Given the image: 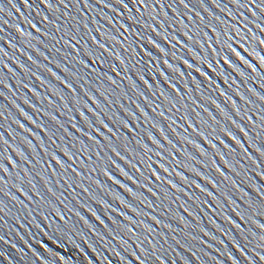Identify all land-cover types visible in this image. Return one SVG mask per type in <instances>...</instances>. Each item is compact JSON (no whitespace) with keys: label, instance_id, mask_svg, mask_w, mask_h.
<instances>
[{"label":"water","instance_id":"1","mask_svg":"<svg viewBox=\"0 0 264 264\" xmlns=\"http://www.w3.org/2000/svg\"><path fill=\"white\" fill-rule=\"evenodd\" d=\"M108 2L113 5L112 8L99 4L97 0H90L91 7H86L83 0L79 3L65 0V4L51 0V8L42 0H29L30 6H25L23 0H0L3 4V11H0V28L3 29L0 31V37H3L0 39V48L3 49L0 51V61L3 62L0 63V81H3L0 83V93H3L0 95V112L4 113L0 117V134L3 135V141H7L6 144L0 141V150L6 149L0 162L8 168L7 173L0 171L5 181L0 183V189H3L0 191V264H139L136 256L145 264H161V261L163 264H264L260 258L264 256V241L260 240L264 229L258 226L264 224V209L259 207V197L255 191V188L264 187V176L259 174L264 172V156L255 147L264 146V129L260 127L264 101L259 99V96H264V67L258 57L251 54L255 51L259 56H264V46L251 39L253 33L264 38V32L255 26L256 23L264 26V13L255 9L258 16L254 17L247 7H239L232 0H217L219 7L213 0H205L203 7L199 0H187L188 8L177 0L173 5L176 9L174 12L168 7L170 0H164L163 8L157 5L153 13L157 20L163 21L161 28L151 16L141 17L132 0H126L131 12L116 4L115 0ZM115 9L123 15H119ZM228 12H232L235 19ZM241 12L247 19L239 15ZM196 13L204 18L203 23ZM129 15L136 16L138 21L146 20L154 24L156 31L145 29L142 24L133 25L127 19ZM44 16L54 21L59 29L45 22ZM189 16L192 20H189ZM108 17L112 18L111 23ZM214 17L237 23L241 27L247 24L244 31L249 42L242 43H245L248 51L239 48L235 41L232 43L252 67L215 43V34L206 27L207 23H212L221 31V40L226 37L223 36L224 26ZM181 20L183 25H187L183 31L195 34L192 41L184 37L182 25L178 22ZM3 21H7V24ZM27 21L34 23L36 28ZM121 22L135 27L145 38L151 36L165 49V53H160L146 39L139 40L134 34L124 32V28L120 27ZM16 25L23 29V34L16 31ZM204 31L212 37L213 47L221 55L211 54L207 42L203 40ZM44 32L48 35H44ZM120 32L129 36L139 56L133 55L127 42L121 46L108 39V36H119ZM72 35H75V40H71ZM164 36L168 39H164ZM173 36L183 43L173 39ZM92 37L112 50L101 57L105 60L103 65L93 63L86 55V49L94 55H100L103 51L93 43ZM65 40H71L75 48L66 45ZM196 40H201L204 47L201 48ZM140 44L152 52L154 59L151 63L141 51ZM183 44H187L203 60L212 62L215 71L198 61ZM225 52L235 67L223 62L221 56ZM116 56L124 58L126 71ZM179 57L208 72L215 83L209 86V81L184 65ZM81 59L86 60L92 68H99L101 72L111 75L116 84L109 82L106 76L91 73L90 69L79 63ZM165 59L172 68L163 63ZM111 65L116 66V72L110 71ZM253 67L256 71H253ZM176 68L184 73L183 77L175 71ZM48 69L71 83L76 92L72 93ZM140 75L151 88L144 84ZM170 83L176 85L180 95L173 91ZM221 90L231 100L221 95ZM161 92L175 101V107L160 95ZM61 95L65 97L64 100L60 99ZM92 96H95L99 105ZM144 96L148 98L147 101ZM232 101L240 109L239 114L233 109ZM65 104L67 107H64ZM200 104L204 107H199ZM21 109L36 123L33 124L22 115ZM161 111L163 117L158 114ZM80 112H84L88 123L94 127H100L99 120L107 123L112 133L102 127L101 131L110 139L105 141L93 127H89ZM46 113L55 116L56 120ZM185 113L193 127H189L183 118ZM210 117H215V120ZM248 117H251L252 122ZM173 120L175 123H172ZM231 120L244 127L248 136L241 133ZM121 121L127 122L133 131L125 128ZM73 123L76 128L72 127ZM45 128L49 131L46 132ZM194 128L204 131L209 138L218 133L225 144L236 148V152L230 153L215 139L213 143L217 147L213 149ZM221 128L232 131L248 149V154H244L234 141L220 132ZM160 129H163L164 135L175 148L164 140ZM149 134L159 140L164 149L154 144ZM89 136H96L99 143L89 139ZM188 141L200 144L207 154L202 155ZM109 144L116 147L126 159L116 156L108 147ZM144 144L152 151L142 148ZM82 146L84 152L80 151ZM65 148L74 154L76 160L69 161L61 151ZM157 152L161 155L157 156ZM218 152L233 166L231 169L223 163ZM50 153L59 156L66 166L71 164L76 172L62 170ZM158 162L165 164L169 171L165 173ZM213 162L230 179L224 180L212 167ZM148 164L164 179L156 180ZM93 168L96 171H92ZM105 168L115 180L120 181L119 184L104 175ZM25 169L28 170L27 174ZM121 169L128 175L125 176ZM191 169L215 180L219 190ZM76 173L81 175L77 176ZM177 173L186 177L187 181ZM145 177L148 179L145 180ZM167 180H172L177 188H172L166 183ZM232 180L248 195L244 196L234 187ZM192 181L212 191L219 203L197 189ZM144 184L148 187H143ZM123 185L131 188L136 195L133 196ZM17 186L24 188L31 200ZM153 192L157 195H153ZM225 192L235 204L225 199ZM249 200L257 201L255 213L248 207ZM126 204L132 205L137 211L133 212ZM237 212L245 216L244 221L240 220ZM126 216H132L137 221L131 227L139 239L127 232L129 224ZM151 216H156L160 223L152 220ZM226 216H230L240 227H235L225 219ZM141 221L149 225L152 231L144 228Z\"/></svg>","mask_w":264,"mask_h":264},{"label":"snow or ice","instance_id":"2","mask_svg":"<svg viewBox=\"0 0 264 264\" xmlns=\"http://www.w3.org/2000/svg\"><path fill=\"white\" fill-rule=\"evenodd\" d=\"M42 2L46 5L49 6V8L52 7V4H51V0H42ZM60 4H65V0H59ZM76 3H79L80 0H75ZM84 4L86 7H91L92 5L90 4V0H83ZM97 2L101 5H104L105 7H108V8H112L113 5L111 3L108 2V0H97ZM204 2L205 0H199V3L201 4V7L204 6ZM232 2L236 5H238L239 7H247L249 9V11L252 12V15L254 17L258 16V13L255 11V9H259V12L260 13H264V0H245V2L242 3V0H232ZM23 3L25 4V6H30L29 5V0H23ZM115 3L122 6L126 11L128 12H131L132 9L129 8V5L128 3L126 2V0H115ZM132 3L133 5L136 7V11L137 13L143 17L145 15H148V16H151V18L153 20H157L156 18V15H154L153 13L155 12V8L157 5H159L161 8H163V4H164V0H132ZM177 3V0H170V3L168 4V7L172 8V10L175 12L176 9L173 7V5H175ZM213 3H217V0H213ZM179 4L180 5H183L185 8H188L189 7V4L187 2V0H179ZM13 7H15V4H13ZM217 7H219V4L217 3ZM143 8L144 11L141 12L140 9ZM119 15H123V13H119V10L118 9H115ZM0 11H3V4L0 3ZM192 11H195L194 9H192ZM165 19H167V14L164 13L163 14ZM210 15H212L210 13ZM228 15L229 16H232L234 19L235 17L233 16V13L232 12H228ZM239 15L241 17H244V14L241 12L239 13ZM196 16L199 17V19L201 20V22L203 23L204 22V18L203 17H200L199 13H196ZM189 20H192V17L189 16L188 17ZM127 19L129 21L132 22L133 25H136V24H142V27L145 28V29H151L153 32L156 31V26L154 24H150L148 23V21L144 20V21H138L136 19V16L134 15H129L127 17ZM244 19H247V17H244ZM43 20L47 23H50V24H53L54 27H57V29H59V26L58 25H55V22L54 21H49L48 17L47 16H44L43 17ZM108 20L109 22L111 23L112 22V18L111 17H108ZM214 20L218 21L221 25H223V36L226 37V39L224 40H221V31L213 26L212 23H207L206 24V27L209 28L214 34H215V43L217 45H221L223 48H226L227 50H229L232 55L239 61H242L243 63L245 64H249L250 67H252V65L250 64V62L245 58L244 55L241 54V51H239L237 49V47H234L233 46V41H235V43L237 45H239V48L241 49H244L245 51H248V48L245 47V43H242V41L244 42H249V37L245 34V31L244 29H247V24H243V26H239V24L237 23H232L230 21H226V20H221L220 17H214ZM29 24H31V26L33 28H36V25L34 23H32L31 21H27ZM181 25H182V31H183V28H187V25H183V21H178ZM255 23V21H253ZM4 24H7V21H3ZM157 23L160 25L161 28H163V21H159L157 20ZM258 29H260L261 32H264V26H262L261 24L259 23H256L255 25ZM85 27H87V25H85ZM120 27L121 28H124V32H128L130 34H134L139 40H145L147 41L148 44L152 45L154 48H156L160 53H165V49L164 48H161L159 44L156 43L155 40H153L151 38V36H147L146 38L144 36H141L140 32H138L136 30L135 27H129L125 24H123L122 22L120 23ZM197 28H199V25H197ZM3 29L0 28V31H2ZM16 31L17 32H20L21 34H23V29L20 28L19 25H16ZM37 31H40V29H37ZM117 31H119V29H117ZM248 31L250 32L251 30L248 29ZM124 32H120L119 33V36H115V35H112V36H108V39L111 40V41H114L116 45H123L124 42H127L128 43V49H130L133 53L134 56H139L140 54L138 52L135 51V48L132 47V42L131 40L129 39V36L125 35ZM232 33H234L235 35H232ZM44 35H48L47 32H44ZM104 35L107 36V33H105ZM183 35L184 37H186L189 41H192L194 39V35H190L189 34V31H183ZM121 37H123V39H121ZM239 38V39H236V38ZM0 39H3V37H0ZM76 37L75 35H72L71 37V40H75ZM164 39H168L167 36H164ZM173 39H177V37L173 36ZM252 40H255L258 42L259 45L261 46H264V38L260 37V36H257L256 34H252V37H251ZM71 40H65L64 43L66 45H69L73 48H75V45H73L71 43ZM203 40L207 42V45H208V49H210L211 51V54L213 56H219L221 55V53L217 50V48L213 47V40H212V37H210L208 35V32L204 31L203 32ZM92 41L94 44H96L98 46V48L102 49L103 51L100 53V55H94L93 52L89 51V50H85L86 52V55L92 59V62L93 63H96L98 65H103L105 64V60L102 59L101 57L104 55V53H111V49L108 48L105 44H102L100 43L99 41H97L95 39V37H92ZM179 43H183L182 41H179ZM197 44L200 45L201 48L204 47V43L201 41V40H196L195 41ZM141 51L144 53V55L146 54V56L149 58V63H151V61L154 59V57L152 56V52L148 51L147 48L144 47L143 44H140L139 45ZM183 47L186 48L189 52H192L193 56L198 60V61H201L202 63L206 64L208 69H211L212 71H215V69H213V65H212V62L208 61V60H203L192 48H190L187 44H183ZM127 50V49H126ZM0 51H3L2 48H0ZM251 54H255L257 57H258V60L260 61V64L262 67H264V56H259L258 53H256L255 51H253ZM29 59H31V57H29ZM116 59L119 60L120 62V65H122L124 68H125V71L127 70V65H126V62L124 60V58L122 56H116ZM179 59H181L183 61V64L186 65L188 68L190 69H194L197 73H200V75H202L204 77L205 80L209 81L210 84L209 86H211V84L215 83V81L212 80V77L209 76L208 72L206 71H203L200 67H196L194 64L190 63L188 60L184 59L183 57H179ZM221 59L223 60V62L227 65H229L230 67H235V65L232 63V60L229 58L227 52H225L222 56H221ZM0 63H3L2 61H0ZM79 63L86 69H90L91 73H97L99 75H102V76H106V79L111 82L112 84H116V81L113 79V77L111 75H108L107 73L105 72H101L99 68H92L91 65L86 61V60H79ZM163 63L165 65H167L169 68H172V65H170L168 63V60L165 59L163 61ZM217 64L220 63L219 60L216 61ZM137 64H139V61H137ZM5 67H7V65H5ZM21 67H24L23 65H21ZM116 66L115 65H111L110 66V71L112 72H116ZM49 73L54 76L57 80H61V83L64 84L72 93H75L76 92V89L73 87V85L71 83H68L67 80H63L61 77L57 76L55 72H52L51 69H48ZM65 71H67V69H65ZM175 71L181 76L183 77L184 76V73L180 71L179 68H176ZM253 71H256V69L253 67ZM160 75H164L163 72L160 73ZM222 75V74H221ZM166 80L168 79L166 76L164 77ZM140 79L144 82V84L151 88V85L148 83V81L146 79H144L143 75H140ZM226 84H227V79H225L224 81ZM0 83H3V81H0ZM173 91H175L177 93V95H180V90L178 88H176V85L175 84H171L169 85ZM185 88H188V85H185ZM34 91V90H33ZM188 91H191L190 88H188ZM0 95H3V93H0ZM38 95V94H37ZM141 96H143V93H140ZM160 95L162 97H164L165 100H167L171 105L172 107H175V101L165 95L164 92H161ZM221 95H224L226 96L229 100H231V97H228L227 96V93L223 92L221 90ZM259 95V94H257ZM93 99L94 102L97 103V105H99V102L96 101V98L95 96H92L91 97ZM60 99L61 100H64L65 97L64 96H60ZM144 99L147 101V97L144 96ZM259 99L264 101V96H259ZM27 103V101H25ZM213 104H216V101L215 100H212L211 101ZM85 107H87V105L85 104L84 105ZM64 107H67V104L64 105ZM137 107H139V105H137ZM158 107V106H157ZM185 107H187L185 105ZM199 107L203 108L204 106L202 104L199 105ZM216 107L217 108H220V105L216 104ZM232 107L233 109L237 112V114H239L240 112V109L237 107L236 105V102L235 101H232ZM90 111H94L92 109H89ZM140 111L145 115V117H148V114L146 112H144L143 109H140ZM153 111H156L155 108H153ZM169 111H171V108H169ZM205 112H207V109H204ZM223 109L221 108V112L223 113ZM21 113L22 115H24L28 120H30L33 124L36 123L35 120L32 119L31 116H29L27 113L23 112V110L21 109ZM160 116H164V113L163 111L159 112L158 113ZM46 115H50V113H46ZM197 117L199 118V113L196 114ZM210 115V114H209ZM4 116V113L3 112H0V117H3ZM80 116L83 117L85 119V122L88 124L89 127H93V130L100 136L104 137V140L105 141H108L110 139V137L108 136H105L104 132L101 131V127L103 129H106L108 132L112 133V128L109 127V125L107 123H105L103 120H99V125L100 127H94L93 125H91L90 123H88V120H87V117H85L84 115V112H80ZM186 122L189 123V127H193V125L191 124V121H190V118L189 116L187 115V113H185L184 117ZM211 119L215 120V117H210ZM51 119L52 120H56V117L55 116H51ZM74 119V118H73ZM150 119V118H149ZM229 119H231L229 117ZM248 120L250 122L251 121V117H248ZM260 120H261V124H260V127L262 129H264V116H260ZM17 123H19L17 121ZM121 123L123 124V126L125 128H128L130 131H133V129L131 128V126L125 122V121H121ZM172 123H175V121L173 120ZM231 123L241 132L243 133L246 137L248 136V133L245 131L244 127H242L241 125L237 124L235 120H231ZM254 123V122H253ZM21 128H23V124L20 125ZM43 127V126H41ZM61 127H63L61 125ZM72 127L73 128H76V124L73 123L72 124ZM158 127V126H157ZM195 131H197V134L203 138L209 145H211V147L213 149H216L217 145L215 143H213V139H215L216 141L219 142V144L223 145L224 148L228 149L230 153H235L236 152V148H233L231 145L229 144H225L224 140L221 138V136L217 133L214 135L213 138H209L208 135H205V132L204 131H199L197 129L194 128ZM27 131L31 132V129H28ZM45 131H49L48 129L45 128ZM65 131H67V129H65ZM77 131H80L79 128H77ZM213 133H215V129L212 130ZM220 132H222L225 136L229 137L232 141L235 142V144L243 151L244 154H248V149L244 147V144L241 142L240 139H238V137L236 135H233L232 131L228 130L227 128H221L220 129ZM160 133L161 135L163 136L164 140H166L169 144H172V141L169 140V138L164 135L163 133V129H160ZM69 135H71V133H68ZM32 135H35V133H32ZM51 135H54V133H52ZM87 135V134H86ZM113 135H116L115 133H113ZM259 135V133L257 134ZM37 139L39 140L40 137H37ZM89 139H91L92 141L96 142V143H99L98 141H96V136H89ZM149 139H151L153 141L154 144H156L159 148L161 149H164V145L160 143L159 140H156L151 134H149ZM0 141H2L4 144L7 143V141H3V135L0 134ZM189 143H192L194 144V146L200 151V153L202 155H206L207 153L205 152V150L201 147L200 144H197L195 141H188ZM249 142L251 143V140H249ZM136 143H140V141H136ZM173 148H175V145L172 144ZM255 146V145H254ZM41 147H43V145H41ZM108 147L111 149V151L118 157H120L121 159H126L125 157L121 156L120 152L117 150L116 147H113L111 144L108 145ZM142 148H144L146 151L148 152H151L152 149L149 148L146 144L144 145H141ZM256 147V151L259 152L262 156H264V146H255ZM4 151H6V149H3V150H0V158H3L4 157ZM61 151L64 152V154L68 157L69 161H74L76 160V157L74 156V154L69 151L68 149H61ZM81 152H84L85 149L84 147L82 146L81 149H80ZM50 155L52 156V159L56 161V163L60 166V168L62 170H64L65 172H67L69 169H71L72 172H76V169L75 168H72L71 164H68L67 166L65 165V162L63 160L60 159L59 156H57L55 153H50ZM97 155L99 156V153H97ZM157 156H160L161 153L160 152H157L156 153ZM217 155L220 156V159L223 161V163L228 167V168H232L233 166L229 163V161L227 159H225L223 157V155H221L219 152L217 153ZM9 160L11 159L10 157L8 158ZM90 159V157H89ZM149 160L151 159V157L148 158ZM145 162V161H142V163ZM113 164H115V161H112ZM130 163V162H129ZM159 163V162H158ZM177 163H179V161H177ZM253 163H256V161H253ZM81 165L83 166L82 162H81ZM135 167V165H133ZM118 167V166H117ZM149 171L151 172V175L153 177H155L156 180H162L164 179L163 177H161V175L156 171V169L152 168L151 167V164H148L147 165ZM159 167L165 172L167 173L169 171V169L165 166V164L163 163H159ZM212 167L215 169L216 172H218L220 174V176L224 179V180H228L230 179L228 176H225L224 172L219 168V166H217L214 162L212 164ZM192 171H195L196 174L198 176H202L205 180H207V182L209 184H211L213 186V188L219 190V185L216 183L215 180H212L210 177L208 176H205L202 172H199L197 171L196 169H191ZM234 170V169H233ZM0 171H3L5 173L8 172V168L2 163L0 162ZM92 171H96L95 168L92 169ZM137 171H139V169H137ZM25 172L27 174L28 170L25 169ZM121 172H123V169H121ZM103 173L105 176H107L109 179L111 180H114L115 183L119 184L120 181L119 180H115V178L111 175V173L107 170V168L103 169ZM39 174V173H38ZM123 174L125 176H127L128 174L126 172H123ZM261 176H264V172H261L259 173ZM77 176L81 175L80 173H76ZM177 175H180L181 176V179L187 181V178L184 177L182 174L180 173H177ZM129 179H133L132 177H129ZM148 177H145V180H147ZM4 177L3 176H0V183H4ZM134 183H139L138 181H135L133 180ZM47 183V182H45ZM97 184H99V181H96ZM167 184L171 185L172 188L176 189L177 188V185L174 184L172 182V180H167L166 181ZM192 184L197 188L199 189L201 192H204L206 193L209 197H212L214 200H217V202L219 203L217 197L214 195V193L212 191H209L208 188H203L201 187V185L199 183H196V181H192ZM232 184L234 187H236L240 192L244 193V196H247L248 194L246 192H244V189L241 188L238 184H236L235 180H232ZM81 187H83V185H80ZM19 191H21L22 193H24L25 196H28V193L24 190V188L22 187H19L17 186ZM69 187H71V185H69ZM123 187H125L127 189V191H129L130 193H132L133 196H135L136 194L134 192H132V189L131 188H127L126 185H123ZM143 187L147 188V184H144ZM3 189H0V191H2ZM33 190L34 189V186H33ZM49 191H51V188L48 189ZM178 191H182V189H177ZM84 191H88V189H84ZM148 191L149 192H152V189L151 188H148ZM255 191L259 197V207L264 209V187H261V188H255ZM38 196H39V192L36 193ZM153 195H157L155 192L152 193ZM225 195V199L231 203V204H235V201H233L231 199V196L225 192L224 193ZM13 199H15V197H13ZM28 199L31 200V197L28 196ZM121 203H125L124 201H121ZM205 203H207V201H205ZM126 207H128L129 209H131L133 212H136L137 210L135 208L132 207V205L130 204H126L125 205ZM256 206H257V201H252V200H249L248 201V207L250 209L253 210V213H255L256 211ZM235 211V209H233ZM138 214V213H137ZM264 214V213H262ZM57 215H59V212H57ZM93 215H95V213H93ZM121 216L124 215V213H120ZM237 215L239 216L240 220L241 221H244L245 220V216L240 214L239 212H237ZM97 219L99 220V217H97ZM125 219L128 221V224H129V227L127 228V232L128 233H131L133 236H136L137 239H139V235L135 232V229L133 227H131V225H135L137 223V221L135 219H133L132 216H126ZM151 219L156 221V223H160V221L157 219L156 216H151ZM183 219V218H181ZM225 219H227L230 223H232L235 227L239 228L240 225L239 224H236L235 221L232 220V218L230 216H226ZM101 223H103V221H100ZM144 228H146L149 232L152 231L151 227L147 224H144L143 221L140 222ZM261 229H264V224H260L258 225ZM168 227H170V225H168ZM203 231V229H202ZM0 239H2V237H0ZM260 240L261 241H264V235H261L260 236ZM126 243V241H125ZM153 247H155V245H153ZM141 251L143 252H146L147 250L146 249H141ZM133 255L135 256V253L133 252ZM262 260H264V256L260 257ZM136 259L139 261V264H145V261L141 260L139 256H136ZM157 260H160L159 257H156ZM161 264H163V261H161Z\"/></svg>","mask_w":264,"mask_h":264}]
</instances>
